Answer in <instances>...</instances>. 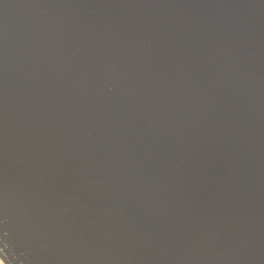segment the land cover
Returning <instances> with one entry per match:
<instances>
[{
	"label": "water",
	"instance_id": "1",
	"mask_svg": "<svg viewBox=\"0 0 264 264\" xmlns=\"http://www.w3.org/2000/svg\"><path fill=\"white\" fill-rule=\"evenodd\" d=\"M4 264H264V0H0Z\"/></svg>",
	"mask_w": 264,
	"mask_h": 264
},
{
	"label": "flooded vegetation",
	"instance_id": "2",
	"mask_svg": "<svg viewBox=\"0 0 264 264\" xmlns=\"http://www.w3.org/2000/svg\"><path fill=\"white\" fill-rule=\"evenodd\" d=\"M1 264V263H0Z\"/></svg>",
	"mask_w": 264,
	"mask_h": 264
}]
</instances>
